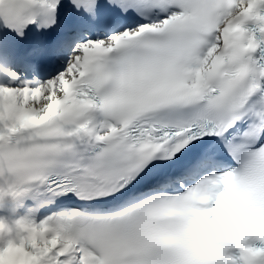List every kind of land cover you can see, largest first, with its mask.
Listing matches in <instances>:
<instances>
[{
  "label": "snow or ice",
  "instance_id": "obj_1",
  "mask_svg": "<svg viewBox=\"0 0 264 264\" xmlns=\"http://www.w3.org/2000/svg\"><path fill=\"white\" fill-rule=\"evenodd\" d=\"M0 264H264V0H0Z\"/></svg>",
  "mask_w": 264,
  "mask_h": 264
},
{
  "label": "bare ground",
  "instance_id": "obj_2",
  "mask_svg": "<svg viewBox=\"0 0 264 264\" xmlns=\"http://www.w3.org/2000/svg\"><path fill=\"white\" fill-rule=\"evenodd\" d=\"M25 218H27V216ZM0 220H1L0 223H3L6 228L10 226H15V223L10 222L9 220H6L4 218H0Z\"/></svg>",
  "mask_w": 264,
  "mask_h": 264
}]
</instances>
